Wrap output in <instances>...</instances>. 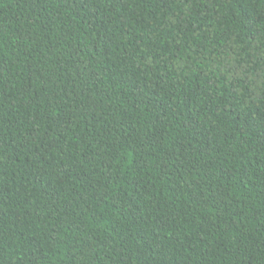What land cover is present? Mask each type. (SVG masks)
<instances>
[{
    "label": "trees",
    "instance_id": "1",
    "mask_svg": "<svg viewBox=\"0 0 264 264\" xmlns=\"http://www.w3.org/2000/svg\"><path fill=\"white\" fill-rule=\"evenodd\" d=\"M0 264H264V0H0Z\"/></svg>",
    "mask_w": 264,
    "mask_h": 264
}]
</instances>
